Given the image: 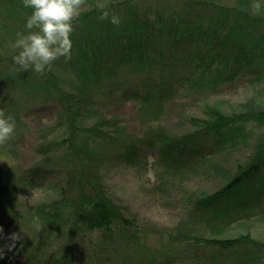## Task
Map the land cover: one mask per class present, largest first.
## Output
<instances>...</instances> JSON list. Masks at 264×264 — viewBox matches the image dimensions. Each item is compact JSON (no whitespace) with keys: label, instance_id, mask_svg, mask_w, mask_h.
Instances as JSON below:
<instances>
[{"label":"trees","instance_id":"16d2710c","mask_svg":"<svg viewBox=\"0 0 264 264\" xmlns=\"http://www.w3.org/2000/svg\"><path fill=\"white\" fill-rule=\"evenodd\" d=\"M137 1L111 0L109 11L120 15L119 27L101 20L97 8L83 12L71 36V60H57L44 75L32 70L17 73L9 68L13 74H21L19 79L26 88L42 86L46 91L49 87L56 88L64 103L66 121L62 126H67L69 133L63 149L70 167L64 170L59 185L62 206L51 204L37 213L53 224L70 225L77 230L83 226L88 231L108 233L119 225L128 233L133 226L103 185L100 171L105 163L104 154L95 149L101 148L106 139L111 142L122 130L116 120L106 119L96 109L89 108L91 99L86 90L93 83L100 85L128 66L149 73L166 69L172 74L183 68L194 78L197 88L210 91L235 79L243 70L259 72L264 77V14L252 15L254 0H236L237 5L232 7L216 0H183L180 11L168 17L140 9ZM0 3L11 15H17V8L31 12L22 0H0ZM8 60L12 58L2 57L0 63ZM58 66L76 74L78 82L72 86H76L73 92L58 86ZM127 94L123 93L121 98ZM169 95L162 85L159 100ZM135 96L139 97V93ZM141 100L148 105L152 101L151 96ZM204 115L205 118L191 119L197 131L173 138L164 133L156 136L162 159L178 173L194 171L203 165L208 176L222 177L226 184L213 195L190 201L188 221L193 217L197 222H191L188 228L185 224L188 221L179 223L162 245L164 251L152 255L147 262L264 264V241L254 238L247 230L233 236L227 234L234 222H251L253 210L264 213V133L251 144L252 137L246 127L253 123L264 128V109L250 108L228 114L219 106L209 104ZM107 128L115 135L111 137ZM244 146L249 147L245 162L227 167L230 157ZM120 148L123 149L119 153L123 155L121 158L136 162L134 143ZM219 155L222 162L221 157L217 158ZM31 184L33 188L38 186ZM16 191L14 183L0 169V208L10 209L15 204ZM129 239L134 237L131 235ZM68 252L65 248L58 251L60 255L50 264H69Z\"/></svg>","mask_w":264,"mask_h":264},{"label":"rangeland","instance_id":"374dc122","mask_svg":"<svg viewBox=\"0 0 264 264\" xmlns=\"http://www.w3.org/2000/svg\"><path fill=\"white\" fill-rule=\"evenodd\" d=\"M216 1L229 7L237 5L236 0ZM88 2L84 12L96 8L97 0ZM136 4L154 15L168 17L180 11L183 0H138ZM1 7L0 3V60L17 54L18 50L13 47L16 34L26 32V18L30 14L17 8V15H11ZM10 67L14 68L12 60L0 63V109L15 118L17 127L13 139L0 146V169L14 183L17 199L10 209L0 208L3 228L0 248L11 243L8 237L12 233L22 235L23 240L17 241L12 251L5 248L0 264L54 263L63 248L70 251L69 264H149L147 261L152 255L164 251L162 245L178 224L190 219V201L213 195L226 184L222 177L208 176L203 165L194 171L178 173L162 159L156 136L164 133L173 138L197 131L191 119L205 118L204 111L209 104L219 106L228 114L250 108L264 109V77L254 71H240L235 79L211 91L197 88L194 78L183 68L172 74L166 69L149 73L128 66L100 85L93 83L86 90L91 99L89 108L96 109L106 119L116 120L122 130L111 142L106 139L101 148L95 149L104 154L105 163L100 171L103 185L133 226L128 233L120 225L111 233L88 231L83 226L77 230L70 225L53 224L44 215H38L44 229L37 233L31 227L33 216L51 204L62 206L59 185L64 170L70 167L63 141L69 132L67 126H62L66 121L64 103L56 88L49 87L48 91L42 86L26 88L19 79L21 74H13ZM56 73L58 86L73 92L78 82L76 74L65 72L60 66ZM162 85L170 95L159 100ZM125 92L128 94L121 98ZM144 96H151L150 105L141 100ZM246 127L252 137L251 144H255L264 128L253 123ZM106 130L111 137L115 135L110 128ZM129 143L135 144L136 162L126 161L119 155L123 151L120 147ZM248 152L249 147L244 146L234 153L227 167L245 162ZM217 158L222 162V155ZM31 183L38 186L33 188ZM62 211L66 214L63 207ZM260 212H251V222H234L227 234L233 236L247 230L254 238L264 241V213ZM191 222L197 220L192 217L185 223L187 228ZM131 235L133 240L129 239Z\"/></svg>","mask_w":264,"mask_h":264},{"label":"clouds","instance_id":"9594fccd","mask_svg":"<svg viewBox=\"0 0 264 264\" xmlns=\"http://www.w3.org/2000/svg\"><path fill=\"white\" fill-rule=\"evenodd\" d=\"M23 6L31 12L26 18V32H18L13 47L18 50L12 57L17 73L32 70L38 75H44L45 70L51 71L52 65L59 59L65 62L71 60V36L81 15L89 7L88 0H22ZM95 7L100 10L101 20H108L112 25L119 27L121 17L110 12L108 0H97ZM252 15L257 16L264 12V3L254 0L251 4ZM15 118L6 115L0 109V146L6 145L16 134ZM31 227L37 232L44 229L41 219L34 215ZM3 228L0 227V233ZM22 232V230H21ZM23 233V232H22ZM11 241L5 248L12 251L17 241L23 236L12 233ZM23 245L21 244V247ZM5 248H0V258H3Z\"/></svg>","mask_w":264,"mask_h":264}]
</instances>
